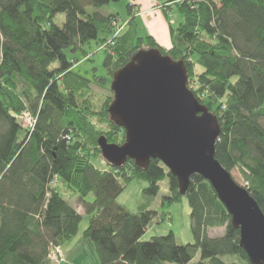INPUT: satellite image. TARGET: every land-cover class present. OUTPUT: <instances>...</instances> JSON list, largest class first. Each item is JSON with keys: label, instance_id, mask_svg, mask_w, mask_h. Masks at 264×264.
<instances>
[{"label": "trees", "instance_id": "1", "mask_svg": "<svg viewBox=\"0 0 264 264\" xmlns=\"http://www.w3.org/2000/svg\"><path fill=\"white\" fill-rule=\"evenodd\" d=\"M118 1L0 0V264H56L51 250L75 238L83 220L100 264H253L201 175L183 193L159 159L147 168L130 159L103 167L95 160L104 158L101 138H126L109 112V79L137 52L156 48L185 61L189 87L219 119L217 159L239 171L264 211V0L165 1V12L176 7L182 16L170 25L169 48L139 34L132 3L126 17L95 10ZM58 13L65 14L62 25ZM120 20L128 25L111 45ZM92 41L103 44L107 76L81 73V59L67 53L86 54ZM25 111L36 118L33 128L20 117ZM166 178L161 204L188 199L192 244L178 242L173 231L144 239L154 222L171 224L170 214L153 207ZM133 180L147 182L136 211L118 201ZM68 194L79 197L84 214ZM219 227L224 233L212 236Z\"/></svg>", "mask_w": 264, "mask_h": 264}, {"label": "water", "instance_id": "2", "mask_svg": "<svg viewBox=\"0 0 264 264\" xmlns=\"http://www.w3.org/2000/svg\"><path fill=\"white\" fill-rule=\"evenodd\" d=\"M184 60L159 49L137 52L113 74L109 112L125 129L122 144L101 138L105 160L121 166L128 159L147 168L159 159L177 177L184 193L194 175L210 182L240 230V245L250 262L264 264V211L216 157L221 133L218 116L188 85Z\"/></svg>", "mask_w": 264, "mask_h": 264}, {"label": "rangeland", "instance_id": "3", "mask_svg": "<svg viewBox=\"0 0 264 264\" xmlns=\"http://www.w3.org/2000/svg\"><path fill=\"white\" fill-rule=\"evenodd\" d=\"M128 3V0H121L118 2H111L108 6H104L101 8H95V10H99L102 14H108L112 10H116L121 13V16L126 17L128 12L126 9V5ZM164 3L159 5L160 10L163 15H165L169 21V26L172 24H178L182 20V16L178 12L177 8L175 7L171 11L165 12L164 11ZM91 10L94 9V7H90ZM141 11L139 7L137 9H134L135 16L137 18V12ZM172 12V13H171ZM175 20H177L176 23ZM180 20V21H179ZM65 21V14L64 13H58L55 17V22L59 25H62L63 22ZM154 21L160 26L159 19H154ZM156 23H152V30H157L159 31V27L156 25ZM119 26H122V29L119 27V31H122L127 25L128 21L126 20H120L117 23ZM149 27L145 25V23H141L140 28H139V34L146 36L149 35ZM160 32V31H159ZM116 37V36H115ZM115 37H111L112 43L114 44V39ZM111 44V42H109ZM112 45V44H111ZM85 50L87 51L86 54L83 53L82 50L78 51H72L70 49L67 50V53L69 54L70 57H78L81 59L79 65L76 67L77 70H79L81 73L91 77L93 74H98V75H103L107 76V71L104 66V62L106 59V52L104 49H101L103 47V44H100V46L95 42L92 41L91 44H86ZM86 55H89L88 57H84ZM92 55V56H91ZM84 57V58H83ZM90 57V58H89ZM83 58V59H82ZM197 70H201V67L199 65L196 66ZM111 83L110 79L108 82L107 87L111 88ZM104 90V89H103ZM108 91V90H104ZM109 92V91H108ZM102 162H105V159L101 160V158H98L95 160V163L99 167H103L104 165ZM234 179L242 184V176L239 173L237 169H234L231 171ZM245 185H248V182L246 181ZM147 186V182L143 180H133L122 192V194L118 197V201L121 204H124L127 206L130 210L136 211L139 207V204L143 200V189ZM169 191L168 187V180L167 178L162 181V188L157 196L155 202L153 203V207L160 212H165L171 215L172 221L171 224L166 223V221L162 222H154L148 231L144 235V239H150L154 235H162V234H167L170 231H173L177 237L178 242L187 244V243H194L195 238L192 232V227H191V208L190 204L187 198H183L179 202H175L171 205H163L161 204V199L163 195L167 194ZM160 201V202H159ZM160 203V204H159ZM86 223V220L82 221V225L84 226ZM225 227H219L210 230V234L212 236H218L224 233ZM82 234V233H80ZM79 235V234H78ZM74 239V238H73ZM87 241L91 244L92 251L93 245L90 242L89 239ZM60 249L62 250V258H60L56 264H59L63 261L66 260L65 254H64V249L63 246H60ZM198 259V258H197Z\"/></svg>", "mask_w": 264, "mask_h": 264}, {"label": "crops", "instance_id": "4", "mask_svg": "<svg viewBox=\"0 0 264 264\" xmlns=\"http://www.w3.org/2000/svg\"><path fill=\"white\" fill-rule=\"evenodd\" d=\"M165 1L167 0H128L129 3L135 5V9L139 7L141 10L136 14L137 20L139 22V28L141 23H145V25L149 27L148 33L152 35L164 48H169L171 46L169 21L167 17L162 14L159 8V5H161ZM154 19L160 20V26L154 21ZM176 22L177 20H175L174 23ZM152 23H156V25L159 27L160 32L151 29ZM68 195L69 201L76 207L77 211L81 214H84L85 209L81 205L79 197L77 195ZM86 226L87 221L85 225H82L81 227L80 233L82 234L79 233V235H77L74 239L63 245L66 260L59 264H100L98 259L96 258L95 252L92 251L91 244L83 235V229Z\"/></svg>", "mask_w": 264, "mask_h": 264}, {"label": "built area", "instance_id": "5", "mask_svg": "<svg viewBox=\"0 0 264 264\" xmlns=\"http://www.w3.org/2000/svg\"><path fill=\"white\" fill-rule=\"evenodd\" d=\"M115 24H117L116 22H114ZM119 27L120 29H122V26H118V30L116 31L115 36H117L118 34H120L121 31H119ZM109 42L112 43V39L110 38ZM21 119L24 121V125L28 128H33L35 123H36V118L33 117V115L29 112V111H25L21 116ZM63 252L60 249V246H55L52 250H51V257L57 262L60 258H62Z\"/></svg>", "mask_w": 264, "mask_h": 264}]
</instances>
